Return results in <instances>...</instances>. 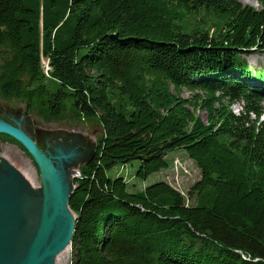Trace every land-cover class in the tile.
<instances>
[{
    "label": "trees",
    "instance_id": "16d2710c",
    "mask_svg": "<svg viewBox=\"0 0 264 264\" xmlns=\"http://www.w3.org/2000/svg\"><path fill=\"white\" fill-rule=\"evenodd\" d=\"M253 1L0 0V96L101 130L67 202L70 264H264V72L241 57L264 53ZM175 150L200 174L188 202L164 179ZM133 162L162 181L107 175Z\"/></svg>",
    "mask_w": 264,
    "mask_h": 264
},
{
    "label": "rangeland",
    "instance_id": "374dc122",
    "mask_svg": "<svg viewBox=\"0 0 264 264\" xmlns=\"http://www.w3.org/2000/svg\"><path fill=\"white\" fill-rule=\"evenodd\" d=\"M238 1L256 10L260 9L259 4L253 0ZM241 57L247 65L252 66L253 70H263L264 72V53L252 52L241 55ZM41 61L47 62L43 58ZM260 86H257V88L259 89ZM258 89L255 90H261ZM182 95L188 97L189 93L183 91ZM241 105V103H235L233 106L234 111L240 110ZM199 115L202 118L204 117L201 112ZM260 120L264 122V114H262ZM0 121L16 126L27 133L54 160L55 165L59 169L72 168L79 171L80 166L84 162L85 154L90 147L92 148L95 145L97 138L101 134V130L95 122L88 123L69 118L61 121H45L35 112L25 116L23 102L6 100L1 96ZM87 136L89 144L86 146L83 144V139ZM14 158H18V161ZM166 160L170 163V166L164 175V179L188 202L186 194L190 186L199 179L198 169L187 158L183 150L169 152ZM4 163L15 169L29 187H32V190H40V177L36 165L28 153L14 141L0 143V166ZM136 166L135 162L126 164V168L115 166L108 171L107 175L111 178L117 174L126 177L128 188L131 191H138L154 182L162 181L161 173L151 175L144 181L134 178L133 172ZM0 173H3L1 167ZM70 261L71 246L67 248L66 252L57 256L54 264H70Z\"/></svg>",
    "mask_w": 264,
    "mask_h": 264
},
{
    "label": "water",
    "instance_id": "95a60500",
    "mask_svg": "<svg viewBox=\"0 0 264 264\" xmlns=\"http://www.w3.org/2000/svg\"><path fill=\"white\" fill-rule=\"evenodd\" d=\"M0 134L10 137L25 149L38 169L41 187L46 181L55 198V206L49 211L44 190L38 192L39 198L42 196L39 207L41 220L26 257L20 264H54V258L70 245L73 235L75 216L69 210L67 202L73 190L72 181L79 177V171L72 168H57L54 160L30 137L20 129L2 121H0ZM83 144L86 146L89 144L88 136L84 137ZM94 148L95 145L87 151L84 162L89 158ZM0 167L3 171L0 173V262H4V259L9 257L11 241L16 230L21 227L17 215L19 200L23 193L29 190V185L12 167L5 163ZM63 176L71 177L67 187L62 185ZM58 217H64L67 223L65 236H62L61 233L51 235L53 223Z\"/></svg>",
    "mask_w": 264,
    "mask_h": 264
},
{
    "label": "bare ground",
    "instance_id": "6f19581e",
    "mask_svg": "<svg viewBox=\"0 0 264 264\" xmlns=\"http://www.w3.org/2000/svg\"><path fill=\"white\" fill-rule=\"evenodd\" d=\"M70 179L71 177L63 176L62 178L63 187L69 186L71 181ZM31 188L32 187H29V190L23 193L21 199L19 200L17 215L19 216L21 227L16 230V233L11 241V245H10L11 250L8 254L9 257H6L4 259V262L1 261L0 264H20L23 261V259L26 257L29 246L31 245L34 239V235L36 234V231L39 227L41 220L40 208H39L40 203L42 202V196H40L39 198V193L41 190H44L45 192L47 203L49 206V211L52 209V207L55 206V198L53 196L49 184L46 181L44 182L42 187L40 185V190H32ZM54 233L55 234L61 233L62 236L66 235L67 223L64 217H58L54 221L51 230V235ZM68 247H70V245H68L58 255H60L63 252H66ZM57 256L54 258V263L56 262Z\"/></svg>",
    "mask_w": 264,
    "mask_h": 264
},
{
    "label": "flooded vegetation",
    "instance_id": "af4514ba",
    "mask_svg": "<svg viewBox=\"0 0 264 264\" xmlns=\"http://www.w3.org/2000/svg\"><path fill=\"white\" fill-rule=\"evenodd\" d=\"M4 99V98H3ZM6 100H16V99H6ZM17 101H19V100H17ZM24 104V103H23ZM31 113H33V112H29V113H27L26 112V110H25V105H24V114H25V116H28V115H30ZM8 124V123H7ZM8 125H10V126H12V127H14V128H18V127H16V126H13V125H11V124H8ZM19 129V128H18ZM21 130V129H20ZM22 131V130H21ZM24 134H26L28 137H29V135L27 134V133H25L24 131H22ZM6 141H14L15 143H17L15 140H13V139H11L10 137H8V136H6V135H2V134H0V143L1 142H5L6 143ZM34 141V140H33ZM19 146H21L19 143H17ZM36 144V143H35ZM37 145V144H36ZM38 146V145H37ZM22 147V146H21ZM23 148V147H22ZM24 149V148H23ZM25 150V149H24ZM16 161H18V158H14Z\"/></svg>",
    "mask_w": 264,
    "mask_h": 264
},
{
    "label": "built area",
    "instance_id": "2783aa9c",
    "mask_svg": "<svg viewBox=\"0 0 264 264\" xmlns=\"http://www.w3.org/2000/svg\"><path fill=\"white\" fill-rule=\"evenodd\" d=\"M42 62V67H43V70H44V73L47 75V70H48V65H47V62Z\"/></svg>",
    "mask_w": 264,
    "mask_h": 264
}]
</instances>
